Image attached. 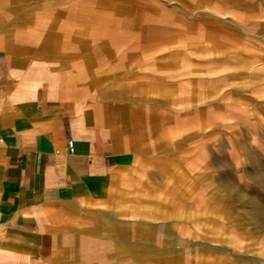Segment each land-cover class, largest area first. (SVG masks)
I'll return each mask as SVG.
<instances>
[{
  "label": "crops",
  "instance_id": "1",
  "mask_svg": "<svg viewBox=\"0 0 264 264\" xmlns=\"http://www.w3.org/2000/svg\"><path fill=\"white\" fill-rule=\"evenodd\" d=\"M260 7L232 4L216 17L254 37V19L243 26L233 17L243 8L254 18ZM141 18L151 24L153 45L182 43L169 30L189 27L187 12L142 0H0V264H173L180 253L206 249L197 237L207 233V219H217L200 204L207 163L195 153L204 150L200 134L189 133L202 131L206 91L220 92L216 107L245 102L233 114L239 120L254 112L264 85L252 82L264 70H249L251 83L239 89L224 68L137 63L134 74L146 82L131 96L126 59L138 55L141 42L131 29ZM126 41L133 45L128 53ZM157 52L156 62L179 56ZM250 124L247 163L239 169L249 179L233 187L227 166L209 194L231 219L224 205L236 188L235 199L252 207V225L251 200L263 205L254 189L264 197V144L253 141L264 140V122ZM176 171L192 178L183 181ZM214 231L222 234L221 227Z\"/></svg>",
  "mask_w": 264,
  "mask_h": 264
},
{
  "label": "rangeland",
  "instance_id": "2",
  "mask_svg": "<svg viewBox=\"0 0 264 264\" xmlns=\"http://www.w3.org/2000/svg\"><path fill=\"white\" fill-rule=\"evenodd\" d=\"M154 2L157 4V7H163L165 4L187 12L188 18L186 20L189 22V27L185 30H181L180 28L179 30L176 28L169 30L174 35L173 39L182 41V43L169 45H166L165 39L159 40L154 45L149 43L150 36L155 34H153L154 32L151 33V28H149L151 24L150 22H145L144 18H141V26L131 29V32L136 30L139 37L137 41L141 43L134 45V47H137L136 52H138V55L126 59V73L129 75H127L128 80L124 85L130 88L128 90L129 95L139 94L136 85L138 86L146 82L143 79L144 77L140 75L135 76L136 74H134L138 73L137 63L145 62L147 69L152 64V67H156L159 70H163L169 66V68L174 70L184 67L194 70L200 68L211 72L215 68H224L227 71L226 73L233 74L232 78H230L233 84L237 83L239 89L245 88L246 84L251 83V76L247 74L249 70L252 68L264 70V33L262 34L261 29V24H264V0H142L143 4H153ZM232 4L253 5L254 8L261 6V9L258 12L256 11L254 18H250V13L248 14L242 10L243 8H236L238 10L237 16H232L233 20L238 21L243 26L248 22L247 20L254 19V37H245L242 34L243 32H241L242 28L231 26L216 17L223 15V10L227 9L226 7H231ZM141 15L148 17L154 14L148 12V10H142ZM227 17L230 19V15H227ZM127 35L128 37L131 35L130 31H128ZM132 46L131 43L126 41L125 47L127 53L131 51L130 47ZM166 48H169L170 51L179 52V56L169 60L158 58L157 62L154 61L152 53L158 50L159 56ZM181 49L187 50L189 56L182 58L180 55ZM251 54L253 55L252 57ZM252 83L256 87L264 85V73L256 74ZM147 84H149V81H147ZM206 87L209 88L208 85ZM211 94L210 91H206L207 114H203L205 118H202V120L205 119V122L203 123L202 131L200 130L196 134H193L191 130L189 134L192 136H199L200 134L201 137L198 138L200 142L199 147H204V150L195 151V153L198 155L204 153L207 163L205 165L207 167L204 169L207 180L205 199L200 196L201 200L205 203L200 204L206 205V217H215L217 220L207 219L206 224H204L208 228L206 230L207 233L197 237L200 241L204 242V248L206 249L204 251L196 250L195 252L180 253L179 258L173 264H264V197H262L261 191L259 193L257 189H254L255 196L257 195V199L263 205L257 203L254 199L251 200L253 206L252 220L254 221L252 225L247 221L252 207L249 203L238 202L237 198L235 199L236 194L234 190L236 188L234 190L228 189V202L224 205V208L227 205L230 207L231 219L228 211L219 212L218 206H215L216 199L212 197L213 194L212 196L209 194L213 192V187L217 184L219 176H227L226 169L229 170V167L226 168L227 166L233 169V177L231 178L234 180L233 187H236L238 180L246 181V178L249 179L247 174L245 176L243 171H239L247 163L248 156H246V153L250 142H252L248 139L249 135L246 133L248 128L246 127L250 123H255L256 127H260L262 125L261 121L264 122V98L255 96L254 105H256L254 112L249 110L248 116H242L244 117L242 121L239 118L233 117V114L235 112H237V115L241 114L242 109L239 104L245 102L233 99L232 102L238 105L237 107H216L214 104L216 101L219 102L220 92H214L217 96L212 94V97H209ZM221 113L223 114L221 115ZM236 122L242 124H238L233 128L231 125H236ZM217 123L221 125V128H217ZM187 128L192 127L190 125ZM253 142H255V145L264 144V140L261 138L260 140L254 139ZM258 148L261 150V147ZM230 151L234 152L232 156L229 155ZM190 155L194 156L195 154L190 153ZM220 158L221 163H219L222 166L219 164L221 169L218 170L213 162L220 160ZM232 164H237L235 166L237 168L235 169ZM182 166L185 167L186 165L182 164ZM174 167L177 171L180 168L177 166L176 161L174 162ZM177 175L183 181L192 178L191 172L183 173L182 176L181 173L177 172L175 176ZM189 190H191V187ZM247 191L250 192V189H247ZM215 227L222 228L220 236L214 235ZM251 228H253L252 236L250 235ZM213 249H221L223 251L219 252Z\"/></svg>",
  "mask_w": 264,
  "mask_h": 264
},
{
  "label": "clouds",
  "instance_id": "3",
  "mask_svg": "<svg viewBox=\"0 0 264 264\" xmlns=\"http://www.w3.org/2000/svg\"><path fill=\"white\" fill-rule=\"evenodd\" d=\"M238 179H239V177H238ZM237 193H238V190H237ZM239 195H240V197L247 196L246 193H240Z\"/></svg>",
  "mask_w": 264,
  "mask_h": 264
},
{
  "label": "bare ground",
  "instance_id": "4",
  "mask_svg": "<svg viewBox=\"0 0 264 264\" xmlns=\"http://www.w3.org/2000/svg\"><path fill=\"white\" fill-rule=\"evenodd\" d=\"M94 13V12H93ZM98 14V13H97ZM87 15V14H86ZM94 15V14H93ZM91 17H93L92 15H91ZM97 18H99V17H97ZM86 21V20H85Z\"/></svg>",
  "mask_w": 264,
  "mask_h": 264
},
{
  "label": "built area",
  "instance_id": "5",
  "mask_svg": "<svg viewBox=\"0 0 264 264\" xmlns=\"http://www.w3.org/2000/svg\"><path fill=\"white\" fill-rule=\"evenodd\" d=\"M69 147H71V142H69Z\"/></svg>",
  "mask_w": 264,
  "mask_h": 264
}]
</instances>
